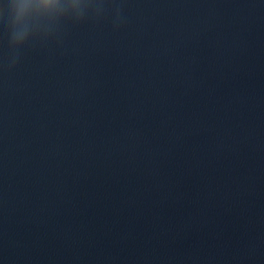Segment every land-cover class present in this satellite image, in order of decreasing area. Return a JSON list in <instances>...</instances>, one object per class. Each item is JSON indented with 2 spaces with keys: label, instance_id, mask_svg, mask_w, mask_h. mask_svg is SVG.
<instances>
[{
  "label": "water",
  "instance_id": "obj_1",
  "mask_svg": "<svg viewBox=\"0 0 264 264\" xmlns=\"http://www.w3.org/2000/svg\"><path fill=\"white\" fill-rule=\"evenodd\" d=\"M0 0V264H264V0Z\"/></svg>",
  "mask_w": 264,
  "mask_h": 264
},
{
  "label": "clouds",
  "instance_id": "obj_2",
  "mask_svg": "<svg viewBox=\"0 0 264 264\" xmlns=\"http://www.w3.org/2000/svg\"><path fill=\"white\" fill-rule=\"evenodd\" d=\"M74 2L78 10L70 18L75 22H79L89 12L98 13L103 6L101 0H74ZM5 7L12 13L16 9L15 0H7L3 9Z\"/></svg>",
  "mask_w": 264,
  "mask_h": 264
}]
</instances>
